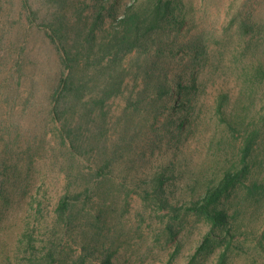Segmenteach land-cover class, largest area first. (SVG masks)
Segmentation results:
<instances>
[{
	"label": "trees",
	"instance_id": "1",
	"mask_svg": "<svg viewBox=\"0 0 264 264\" xmlns=\"http://www.w3.org/2000/svg\"><path fill=\"white\" fill-rule=\"evenodd\" d=\"M19 3L18 21H35L57 61L54 75L45 81V106L37 110L31 95L24 108H17L30 52L28 30L25 24L12 22L15 14L7 13L0 0V242H4L7 214L16 216V207L35 186L29 168L20 160L25 155L32 159L35 148V154L39 151L32 146L46 135L37 131L39 127L42 131L52 126L50 140L63 154L64 186L52 215L43 207L41 197L45 196L38 191L44 186L42 180L35 194L29 195V208L19 211L23 224L15 252L19 254L22 247L20 254L27 262L17 260V264H58L63 240L71 236L77 244L81 237L82 231L74 226L77 213L86 210L96 224L107 225V185L153 200L175 218L203 217L212 231L194 255L204 250L215 229L220 230L216 237L228 242V249L235 222H231L227 200L242 186L264 195V179L253 173L258 149L264 145L259 147L264 102L255 99L256 84H264L260 54L264 0H231L221 34H216V27L204 25L208 6L197 12L192 0ZM230 32L237 35L239 47L231 48ZM217 37L222 39L213 46L210 39ZM220 67L225 72L215 76ZM207 82H212L213 91ZM10 101L9 107L2 106ZM110 101L124 105L115 120L110 117ZM258 104L256 119L251 113ZM203 108L212 110L214 131L208 139L210 153L196 164L199 156L190 153L182 137L191 135L193 141L192 134L204 122ZM22 121L34 122L35 131L19 132ZM225 144L233 149V157L225 167L223 162L213 179L206 180V164L222 162L227 156ZM163 145L173 149L159 153ZM88 202L96 205L88 207ZM92 209L95 216L90 215ZM84 246L95 252L88 243ZM41 248L46 254L38 257ZM226 257L222 251L217 264H225ZM101 261L112 264L109 254ZM0 264L16 263L9 259Z\"/></svg>",
	"mask_w": 264,
	"mask_h": 264
},
{
	"label": "rangeland",
	"instance_id": "2",
	"mask_svg": "<svg viewBox=\"0 0 264 264\" xmlns=\"http://www.w3.org/2000/svg\"><path fill=\"white\" fill-rule=\"evenodd\" d=\"M230 1L206 0V3H204V0H192L197 12H202L205 4L208 6L204 25H211V28L216 27V34H221V29L226 23L224 13ZM3 4L7 9V13L10 15L15 14L16 18L13 19L12 17V22L18 21L19 0H3ZM199 14L201 15L202 13ZM23 21H18V24L15 25L20 26L21 24L23 27L25 24V28L28 30L26 32L28 36L27 47L30 52L24 71L21 70L23 73V86L21 100L16 107L20 110L24 108L26 101L32 95L36 103L35 108L38 110L46 104L44 98L47 84L45 81L54 75L57 60L55 52L43 41L42 32L36 30L35 21L33 19L32 22L25 19ZM213 23L216 24L213 25ZM200 26L202 27V25ZM229 36H231L229 41L231 48L239 47L238 43H240V40H237V35L234 32H230ZM220 39L222 38L217 37L216 40L210 39V41H212L213 46H218L214 41ZM260 43H262V40H260ZM260 54L264 61V43L261 46ZM177 59L179 60V56ZM183 59L182 62L184 63L186 59ZM222 72H225V70L220 67L215 71V76L223 75ZM212 78L213 76H210V79ZM207 85L209 86L208 90L210 92L213 91L211 89L212 82H207ZM256 85L255 99L262 104L264 102V84ZM204 101L207 104L205 96ZM11 103L12 101L2 102V106L9 107ZM260 104L255 106L251 113V115L256 116V119L258 115L255 112L259 110ZM123 106L122 103L117 101L114 103L109 102L108 109L112 120L118 117ZM211 116V108L208 110L203 108L202 117L204 122L200 129L192 134L195 135L193 141L191 142V135L182 137L187 139L183 144L187 143V148L192 150L190 153L195 158L199 156L196 164L203 160L206 152L210 153L208 139L209 135L214 131L210 122ZM22 123L18 130L22 134L30 130L35 131L34 122L22 121ZM40 128H37V131L41 135L43 133H46V135L32 145L33 148L39 147V151L35 154V148L34 152H32L34 153L32 159L25 155L26 158L20 160L24 167L29 168L31 172L30 178L35 186L29 190L25 195L26 197L16 207V216L8 213L7 219H4V226L7 229L3 233L4 242H0V263L1 261L8 263L9 259L11 261L15 260L16 264L17 260L23 263L27 262L26 257L20 254L23 253L22 247L19 254L15 252L18 240L17 233L23 224V216H19V211L21 210L22 214L24 209L29 208V195L35 194L36 185L40 183V180L44 184L38 190L40 195L45 196V198L41 197L44 202L43 207L47 206L51 215L55 201L64 186V174L61 172V165L63 166L64 159L61 150L57 149L55 142L53 143L50 140L53 134L52 126L48 125L46 130L42 131L39 130ZM259 142L260 147L264 142V135ZM23 145L24 140H21L20 149H22ZM223 147L227 156L222 158V162L219 164L214 161L206 164L204 173L206 180L213 179L214 175L218 173L217 169L222 167L223 162H226L225 167L228 165V160L233 157V149L227 144L223 145ZM168 149H173V146L163 145L160 152L156 151L154 155L158 152L164 153ZM258 151L260 155L253 173L256 177L259 176L261 181L264 179V145ZM192 165H195V162ZM116 186L107 185L104 187L109 195L106 199L108 209H105L104 213L107 225L96 224L95 217H88L86 210L79 214L76 211L75 218L77 220H75L74 226L77 225L79 230L82 231L81 237L76 240L77 244H75L71 236L63 240L58 255V264H102L101 259L103 260L107 254L110 255L112 264H217L222 251H225L227 256L225 264H264V195L257 193V191L250 193L242 186L232 193L227 200V207L228 209L231 207L230 212L233 217L231 222H235L230 232L235 236L230 238L228 249H225L228 242L225 243V241L217 238L216 233H219L220 230L215 229V232L210 235L209 243L206 244L204 250L194 255L204 237L212 231L209 222L203 217L193 214L181 215L175 218L173 213L162 210L158 203L153 200L146 201L139 194L128 193L127 189ZM175 195L179 196L181 194L179 192ZM95 205V203H87L88 207ZM90 215H96L94 209L90 211ZM85 243L94 248L95 252H92L89 247L84 249ZM44 254H46V251L42 248L39 254L36 252L38 257H43ZM42 262L46 263L45 260H42Z\"/></svg>",
	"mask_w": 264,
	"mask_h": 264
}]
</instances>
